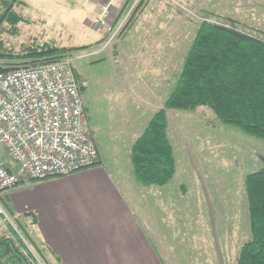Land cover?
<instances>
[{
  "label": "rangeland",
  "instance_id": "obj_1",
  "mask_svg": "<svg viewBox=\"0 0 264 264\" xmlns=\"http://www.w3.org/2000/svg\"><path fill=\"white\" fill-rule=\"evenodd\" d=\"M6 1L9 0H0V14L8 4L5 5ZM22 1L24 5L16 4L14 8L25 16L26 22L18 25L17 34L3 22L0 43L15 54L29 43L35 46L55 43L63 47L92 45L89 50L73 53L74 57L83 55L74 59L73 67L79 84L84 87L82 97L88 126L101 157L110 159L112 172L117 165L130 178L131 147L163 107L198 25L204 20L227 23L233 19L243 31H264V0H151L136 19L145 8L137 10L141 1L137 0L123 17L128 16L126 25L103 48L112 32L108 31L106 39L96 45L104 30L101 26L86 25L81 0ZM131 18L134 25L127 28ZM163 23L167 36L147 53V45L163 32ZM157 27L160 29L156 31ZM166 42V54L170 51L172 56L171 63L166 65L168 69L163 71V64L157 63L155 55ZM167 114L177 172L166 187L157 188L156 195L163 200L170 195L172 204L150 203L147 215L141 220L145 228L155 230L154 238L160 244L156 250L160 251L163 264H236L240 247L250 238L244 180L264 167V140L219 122L205 107L196 112L170 110ZM53 180H42L44 186L38 187L48 188ZM29 190V194H35L33 184H29ZM6 194L8 191L1 193L0 204L7 210L10 202L3 197ZM11 217L36 260L44 261L22 231L33 236L36 228L24 217ZM11 233V240L25 253L23 241Z\"/></svg>",
  "mask_w": 264,
  "mask_h": 264
},
{
  "label": "trees",
  "instance_id": "obj_2",
  "mask_svg": "<svg viewBox=\"0 0 264 264\" xmlns=\"http://www.w3.org/2000/svg\"><path fill=\"white\" fill-rule=\"evenodd\" d=\"M4 3L8 4L0 14V28L6 22L11 32L17 34L18 25L26 20L14 7L16 4L22 6L24 2L9 0ZM145 4V0H141L137 10ZM132 21L131 18L127 28ZM91 48L92 45L63 47L55 43L42 46L29 43L15 54L0 43V69L25 64L36 66L73 55L77 50ZM80 90L83 93L82 84ZM204 107L210 109L219 122L264 140L263 30L258 29L253 33L243 31L233 19H228L227 23L204 20L198 25L182 69L163 107L153 115L131 148L129 157L133 177L139 185L166 186L177 172L173 146L168 136L167 111L196 112ZM244 186L250 238L240 247L236 264H264V167L248 174ZM22 231L31 246L40 252L32 236ZM0 264L44 263L41 259L37 261L28 250L23 253L15 241L1 238Z\"/></svg>",
  "mask_w": 264,
  "mask_h": 264
},
{
  "label": "crops",
  "instance_id": "obj_3",
  "mask_svg": "<svg viewBox=\"0 0 264 264\" xmlns=\"http://www.w3.org/2000/svg\"><path fill=\"white\" fill-rule=\"evenodd\" d=\"M81 1L87 26L93 27V21L106 13L108 25L116 28L137 0ZM145 3L136 19L145 12L151 0H145ZM165 10L163 7L162 11L166 13ZM174 17L176 26L177 17ZM101 27L104 34L98 42L107 37V27ZM158 27L156 31L160 29ZM165 36L163 23V32L147 45V53L160 45ZM167 43L155 55L157 63L163 64V71L171 63L172 53L166 54ZM98 154V164L69 176L50 178L54 179L50 181V192V187H38L44 186V181H24L7 190L8 194L3 196L10 202L7 211L13 217L26 218L36 228L32 238L40 248L44 264H163L161 253L156 250L160 244L154 238L155 230L145 228L141 217L147 215L150 203L171 206L172 197L160 199L156 191L161 187L139 185L132 168L131 178L117 165L112 172L110 159H103L99 149ZM29 184L34 185L33 195L29 194Z\"/></svg>",
  "mask_w": 264,
  "mask_h": 264
},
{
  "label": "built area",
  "instance_id": "obj_4",
  "mask_svg": "<svg viewBox=\"0 0 264 264\" xmlns=\"http://www.w3.org/2000/svg\"><path fill=\"white\" fill-rule=\"evenodd\" d=\"M106 18L104 13L93 21L112 32L103 48L123 29L128 16L116 28ZM81 56L0 69V196L24 181L65 177L99 163L73 67ZM11 232L25 244L24 252L33 254L0 204V238L12 239Z\"/></svg>",
  "mask_w": 264,
  "mask_h": 264
}]
</instances>
